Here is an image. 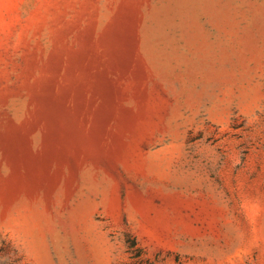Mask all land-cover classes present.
<instances>
[{"label":"rangeland","instance_id":"obj_1","mask_svg":"<svg viewBox=\"0 0 264 264\" xmlns=\"http://www.w3.org/2000/svg\"><path fill=\"white\" fill-rule=\"evenodd\" d=\"M0 264H264V0H0Z\"/></svg>","mask_w":264,"mask_h":264}]
</instances>
